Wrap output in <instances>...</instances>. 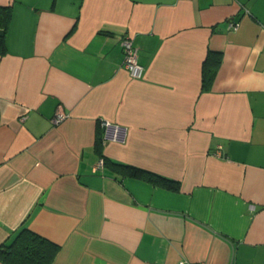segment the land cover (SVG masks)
Here are the masks:
<instances>
[{
  "label": "crops",
  "instance_id": "0c3cea01",
  "mask_svg": "<svg viewBox=\"0 0 264 264\" xmlns=\"http://www.w3.org/2000/svg\"><path fill=\"white\" fill-rule=\"evenodd\" d=\"M0 7V247L27 228L59 247L53 264H264V0ZM100 120L125 126V143ZM101 158L178 190L96 171Z\"/></svg>",
  "mask_w": 264,
  "mask_h": 264
},
{
  "label": "trees",
  "instance_id": "16d2710c",
  "mask_svg": "<svg viewBox=\"0 0 264 264\" xmlns=\"http://www.w3.org/2000/svg\"><path fill=\"white\" fill-rule=\"evenodd\" d=\"M10 11L7 7H0V55L6 52V29L9 23ZM220 59L215 57L214 61H209L204 65L203 86L208 88L216 74ZM95 150L99 153L101 142L97 140ZM104 166L117 172L121 176H128L142 179L153 185L168 188L173 191L178 190V183L168 180L151 172L112 162L101 158ZM59 251V247L46 239L31 232L27 228L20 229L12 240L0 247V261L3 264H53L54 258Z\"/></svg>",
  "mask_w": 264,
  "mask_h": 264
},
{
  "label": "built area",
  "instance_id": "2783aa9c",
  "mask_svg": "<svg viewBox=\"0 0 264 264\" xmlns=\"http://www.w3.org/2000/svg\"><path fill=\"white\" fill-rule=\"evenodd\" d=\"M238 23H230V29H236ZM123 52V67L128 72L131 78L140 79L143 75V67L138 63L137 49L134 47L129 36L125 35L120 41ZM63 118L58 115L54 118V122H59ZM99 125L104 131V140L110 143L123 144L126 141L127 128L117 123L107 120H100ZM104 166L103 160L100 159L94 169L102 170ZM179 264H189L186 261H181Z\"/></svg>",
  "mask_w": 264,
  "mask_h": 264
}]
</instances>
